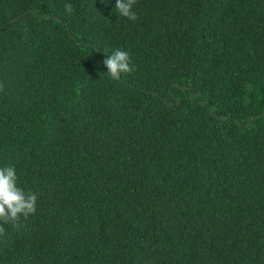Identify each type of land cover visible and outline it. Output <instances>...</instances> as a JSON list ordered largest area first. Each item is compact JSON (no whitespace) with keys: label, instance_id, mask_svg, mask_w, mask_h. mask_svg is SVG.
Masks as SVG:
<instances>
[{"label":"trees","instance_id":"trees-1","mask_svg":"<svg viewBox=\"0 0 264 264\" xmlns=\"http://www.w3.org/2000/svg\"><path fill=\"white\" fill-rule=\"evenodd\" d=\"M133 11L0 0V167L38 198L0 264H264V0Z\"/></svg>","mask_w":264,"mask_h":264},{"label":"clouds","instance_id":"clouds-1","mask_svg":"<svg viewBox=\"0 0 264 264\" xmlns=\"http://www.w3.org/2000/svg\"><path fill=\"white\" fill-rule=\"evenodd\" d=\"M137 0H115V11L120 17L130 21L137 19L133 11ZM66 13L73 12V5H64ZM108 70V77L113 81L120 80L122 75L130 74L135 69L131 65V58L127 51L116 49L103 60ZM17 175L14 167H0V238L5 236L3 225L11 224L19 226L21 217L27 218L37 211V195L31 191L25 192L17 183Z\"/></svg>","mask_w":264,"mask_h":264}]
</instances>
